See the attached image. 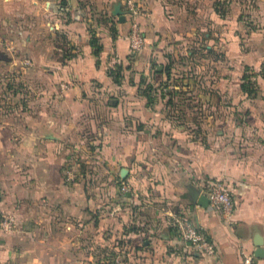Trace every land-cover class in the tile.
<instances>
[{
  "label": "crops",
  "instance_id": "crops-1",
  "mask_svg": "<svg viewBox=\"0 0 264 264\" xmlns=\"http://www.w3.org/2000/svg\"><path fill=\"white\" fill-rule=\"evenodd\" d=\"M119 2L28 0L46 83L28 138L0 136L28 165L0 150V217L14 218L0 264H264V0H134L137 53L112 14ZM218 180L232 225L199 204ZM170 214L214 254L188 253Z\"/></svg>",
  "mask_w": 264,
  "mask_h": 264
},
{
  "label": "rangeland",
  "instance_id": "rangeland-1",
  "mask_svg": "<svg viewBox=\"0 0 264 264\" xmlns=\"http://www.w3.org/2000/svg\"><path fill=\"white\" fill-rule=\"evenodd\" d=\"M28 20H31L28 18V0H0V54L3 56L0 59V136L15 138L17 143L28 138V107L33 100V105L40 109L37 102L40 89L45 88L46 83L38 61L43 36L41 18L32 19L36 25L31 33L28 32ZM28 36H32V42H28ZM36 116L40 117V114ZM8 148L15 151L13 160L20 166L18 168H27L21 145L2 144V154L8 152ZM80 260L82 264L89 262L86 256H81ZM114 260V256L98 257L97 263L113 264Z\"/></svg>",
  "mask_w": 264,
  "mask_h": 264
},
{
  "label": "built area",
  "instance_id": "built-area-1",
  "mask_svg": "<svg viewBox=\"0 0 264 264\" xmlns=\"http://www.w3.org/2000/svg\"><path fill=\"white\" fill-rule=\"evenodd\" d=\"M121 8L124 18L128 22L126 39L129 49L132 53H137L143 49L146 42L136 20L140 10L136 6L134 0H121ZM119 190L122 193L131 191L130 186L124 182L120 183ZM205 196L208 198L210 206L219 211L225 223L232 225L234 223L235 203L225 184L219 180L212 182L207 188ZM170 219L172 227L182 239L184 248L188 253L204 255L214 254L212 242L200 227L194 225L180 214H170ZM13 227L14 218L11 215L7 214L0 217V232H9ZM114 263L119 264V259L115 258ZM252 263L253 257L251 255H244L243 264Z\"/></svg>",
  "mask_w": 264,
  "mask_h": 264
},
{
  "label": "water",
  "instance_id": "water-1",
  "mask_svg": "<svg viewBox=\"0 0 264 264\" xmlns=\"http://www.w3.org/2000/svg\"><path fill=\"white\" fill-rule=\"evenodd\" d=\"M112 14L114 16H118V19H119L120 22H124L125 21L124 14H123V12L121 10V3L120 2L117 3L114 6V10H113ZM198 200H199V204L201 206H207L209 204V200H208V198L206 196L201 195V196H199ZM261 243H262L261 240H257L255 242L256 250L254 252V256L256 258H263L264 257V251L261 248Z\"/></svg>",
  "mask_w": 264,
  "mask_h": 264
},
{
  "label": "trees",
  "instance_id": "trees-1",
  "mask_svg": "<svg viewBox=\"0 0 264 264\" xmlns=\"http://www.w3.org/2000/svg\"><path fill=\"white\" fill-rule=\"evenodd\" d=\"M1 57H3L2 54H0V59H1ZM114 77L116 78V76H114Z\"/></svg>",
  "mask_w": 264,
  "mask_h": 264
}]
</instances>
